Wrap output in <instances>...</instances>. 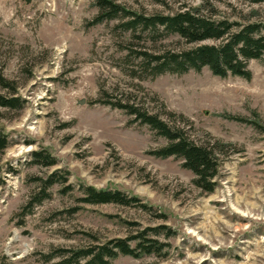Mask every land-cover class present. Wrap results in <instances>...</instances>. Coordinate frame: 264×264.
<instances>
[{"label": "rangeland", "instance_id": "1", "mask_svg": "<svg viewBox=\"0 0 264 264\" xmlns=\"http://www.w3.org/2000/svg\"><path fill=\"white\" fill-rule=\"evenodd\" d=\"M111 1L150 16L204 0ZM210 3L218 17L264 24V2ZM98 13L95 0H0V70L23 101L0 108L8 139L0 152V264H59V250L159 225L173 232L157 237L165 256L111 264H264V58L248 62L249 80L207 68L152 77L139 53L180 50L184 40L125 31L129 17L121 15L94 24ZM117 101L187 119L196 141L232 144L213 192L194 186L180 158L151 155L167 140L109 105ZM34 152L54 165L34 161ZM80 186L121 191L146 208L84 204Z\"/></svg>", "mask_w": 264, "mask_h": 264}, {"label": "trees", "instance_id": "2", "mask_svg": "<svg viewBox=\"0 0 264 264\" xmlns=\"http://www.w3.org/2000/svg\"><path fill=\"white\" fill-rule=\"evenodd\" d=\"M210 1L212 0H204L203 5L197 8L185 6L171 14L145 16L127 11L111 0H95L99 13L93 23L113 20L121 15L129 17V20L120 24L125 31L135 32L141 29L159 35H178L184 40L187 47L180 50L139 53L144 71L152 77L164 73L183 74L191 70L199 72L207 68L213 75L220 78L236 76L249 80L251 73L247 68L248 62L264 58V24L258 21L241 23L218 17V11ZM241 1L250 4L264 2V0ZM16 92L15 83L4 77L0 70V108L20 109L23 101L15 96ZM109 105L125 110L134 117L135 121L149 126L167 140L163 147L150 151L151 155L163 159L180 158L182 167L193 174L194 186L205 193L213 192L220 164L229 153L232 144L211 138L194 140L185 127L189 121L180 116L179 119H184L181 123V120L175 119L173 113L168 115V119H163L135 103L117 101L109 102ZM232 119L245 121L236 117ZM7 147V137L0 134V152ZM33 159L48 167L55 163L49 155H43L41 152H34ZM46 185L44 182L42 193H45ZM80 190L82 196L78 201L84 204L130 206L140 203L138 198L117 190H97L91 186H80ZM139 205L146 208L145 204ZM162 233L165 237L173 235L170 228L159 225L139 230L134 236L111 239L103 244H89L85 247L59 250L62 256L59 264H111L112 260L119 256L140 258L158 255L163 257L166 255L168 245L157 238ZM92 237L95 239V236Z\"/></svg>", "mask_w": 264, "mask_h": 264}, {"label": "water", "instance_id": "3", "mask_svg": "<svg viewBox=\"0 0 264 264\" xmlns=\"http://www.w3.org/2000/svg\"><path fill=\"white\" fill-rule=\"evenodd\" d=\"M26 2H28L29 0H25ZM80 104L82 103V102H79Z\"/></svg>", "mask_w": 264, "mask_h": 264}]
</instances>
